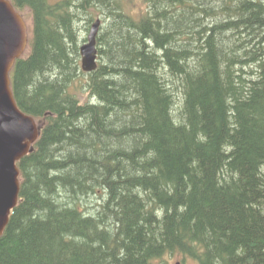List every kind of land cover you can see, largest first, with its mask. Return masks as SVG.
I'll use <instances>...</instances> for the list:
<instances>
[{"label": "trees", "instance_id": "1", "mask_svg": "<svg viewBox=\"0 0 264 264\" xmlns=\"http://www.w3.org/2000/svg\"><path fill=\"white\" fill-rule=\"evenodd\" d=\"M11 2V89L41 131L0 264H264V0Z\"/></svg>", "mask_w": 264, "mask_h": 264}, {"label": "water", "instance_id": "2", "mask_svg": "<svg viewBox=\"0 0 264 264\" xmlns=\"http://www.w3.org/2000/svg\"><path fill=\"white\" fill-rule=\"evenodd\" d=\"M101 20H96L88 41L80 47L82 69L93 72L98 67L97 35ZM27 25L8 0H0V236L18 204L20 183L16 163L34 151L41 127L23 113L14 98L10 71L28 45Z\"/></svg>", "mask_w": 264, "mask_h": 264}, {"label": "rangeland", "instance_id": "3", "mask_svg": "<svg viewBox=\"0 0 264 264\" xmlns=\"http://www.w3.org/2000/svg\"><path fill=\"white\" fill-rule=\"evenodd\" d=\"M51 1L56 2V1H59V0H51ZM141 1L142 0H138V2L140 4H141ZM27 13H28V11H24L25 18L28 17L27 16ZM84 26H85L84 22H81L80 25H79V28H80L79 33H80V35L82 37L81 40L83 39V37L86 34L85 33L86 32V29L84 28ZM99 61L100 60L98 59V64H99ZM85 100H86V96L83 98V101H85ZM92 200H94V201H92ZM89 201L91 202V204L92 203L94 204V205L92 204L93 206L96 205V201L97 200L95 198L90 197V198L86 199L85 202L90 203ZM162 264H198V262L196 260L190 259L188 257L185 258V257H183L182 254H175V255H172V256H169V255L165 256V258L162 260Z\"/></svg>", "mask_w": 264, "mask_h": 264}, {"label": "bare ground", "instance_id": "4", "mask_svg": "<svg viewBox=\"0 0 264 264\" xmlns=\"http://www.w3.org/2000/svg\"><path fill=\"white\" fill-rule=\"evenodd\" d=\"M112 1V0H111ZM115 3V2H114ZM112 8V7H111ZM189 8V7H188ZM178 9V8H177ZM155 11V10H154ZM187 14V13H186ZM235 14V13H234ZM155 16V15H154ZM159 19V18H158ZM165 19V18H164ZM152 20V19H151ZM105 24V23H104ZM107 39V38H106ZM102 42H104V41H102ZM102 42H101V44H102ZM105 44H107L106 42H105ZM80 46V45H79ZM100 46V45H99ZM81 47V46H80ZM109 47V46H108ZM107 48V47H106ZM98 49V48H97ZM104 49H105V47H104ZM104 52V51H103ZM103 62V61H102ZM102 64V63H101ZM106 65H108V63L106 64ZM43 72V71H42ZM132 72V71H131ZM120 75V74H119ZM102 77V76H101ZM111 77V76H110ZM92 80V79H91ZM77 81H78V79H77ZM128 82V81H127ZM73 85V84H72ZM162 88V87H161ZM73 89V88H72ZM87 89V88H86ZM99 89V88H98ZM75 91V90H74ZM129 99V98H128ZM102 188V187H101ZM93 193V192H92ZM86 196V195H85ZM89 196V195H88ZM102 197V196H101ZM91 200V199H90ZM82 201V200H81ZM85 201L86 200H84V203H85ZM92 201H94V200H92ZM90 202V201H89ZM83 203V204H84ZM91 203V202H90ZM86 204V203H85ZM88 204V203H87ZM93 204V203H92ZM94 205V204H93ZM96 206V205H95ZM97 207H99V206H97ZM90 208H92V207H90ZM100 208V207H99ZM102 209V208H101ZM88 211V210H87ZM94 211V210H93ZM100 211V210H99ZM102 213V212H101ZM146 213V212H145ZM98 214V213H97ZM93 216V215H92ZM110 216V215H109ZM112 218V217H111ZM110 218V219H111ZM116 219V218H115ZM67 236V235H66ZM89 236V235H88ZM69 238V237H68ZM64 240V239H63ZM69 242V241H68ZM74 243V242H73ZM93 243V242H92ZM74 245V244H73ZM85 246V245H84ZM118 249V248H117ZM118 254V253H117ZM54 258V257H53ZM52 258V259H53ZM125 258V257H124ZM114 260V259H113Z\"/></svg>", "mask_w": 264, "mask_h": 264}]
</instances>
